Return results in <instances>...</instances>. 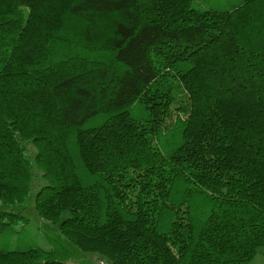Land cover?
<instances>
[{
    "label": "trees",
    "instance_id": "trees-1",
    "mask_svg": "<svg viewBox=\"0 0 264 264\" xmlns=\"http://www.w3.org/2000/svg\"><path fill=\"white\" fill-rule=\"evenodd\" d=\"M36 173L37 216L110 264L249 263L264 247V0H0V240L27 239L13 209ZM70 258L58 241L0 247V264Z\"/></svg>",
    "mask_w": 264,
    "mask_h": 264
},
{
    "label": "rangeland",
    "instance_id": "rangeland-1",
    "mask_svg": "<svg viewBox=\"0 0 264 264\" xmlns=\"http://www.w3.org/2000/svg\"><path fill=\"white\" fill-rule=\"evenodd\" d=\"M242 0H193V4L200 9H229ZM137 118L142 114V110L139 106H136L132 109V112ZM32 148H30V151ZM33 187L31 194L28 196L27 201L24 205H16L13 211L22 212L24 216L28 218V223L25 230L28 234V237L24 234H8L5 238L6 240H0V247L6 249L14 248H24L26 245H29L30 240L36 242L39 246L43 248H50L53 242L58 241L66 249L71 252V258L65 261L63 264H110L109 260L99 256L95 253H84L80 251L76 246L70 244L67 240L60 235L58 229L55 226H52L50 223H47L43 219H40L35 213L33 205V193L37 190L41 184V180L38 176V173L34 176ZM31 196V197H30ZM6 209L3 206H0V210ZM18 235H21V239L18 240ZM247 264H264V247L259 248L255 257Z\"/></svg>",
    "mask_w": 264,
    "mask_h": 264
}]
</instances>
